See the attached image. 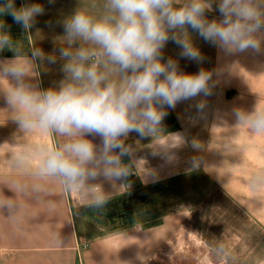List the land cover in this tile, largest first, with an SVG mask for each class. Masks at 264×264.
Returning a JSON list of instances; mask_svg holds the SVG:
<instances>
[{"label": "crops", "instance_id": "obj_1", "mask_svg": "<svg viewBox=\"0 0 264 264\" xmlns=\"http://www.w3.org/2000/svg\"><path fill=\"white\" fill-rule=\"evenodd\" d=\"M34 2L44 6L45 14L37 17L32 40L24 37L10 15L4 17L25 52L33 41L45 53L52 52L58 47L55 38L64 32L58 21L77 7L102 15L105 4V0H54L52 4L16 0V5ZM208 17L219 18V13L210 12ZM193 36L205 57L203 63L180 59V49L171 41L164 56L179 59L186 73L219 69L222 75L213 76L214 94L168 109L164 129L155 137L135 142L138 138L132 134L127 143L134 145L142 161L137 166L125 158L131 170L125 181L101 177L80 192H65L56 182L35 181L31 169L12 167L9 154L15 150L14 140L17 146L51 145L59 138L18 132L0 96V185L7 187L0 189V202L28 204L24 206L28 238L24 246L21 238L13 239L19 252L28 248V264H264V189L251 187L253 174L264 169V135L236 125L231 114L234 108L244 112L256 104L264 108V54L225 56ZM12 56L10 51L0 52V59ZM62 63L42 66L41 87L62 79ZM0 83L7 87V82ZM199 100L206 102L203 113L194 107ZM192 139L203 146L202 151L191 148ZM193 157L200 162L198 169L191 167ZM37 183L42 185L40 191L34 190ZM100 195L109 202L100 209L89 208ZM56 203H62L63 210ZM182 230L196 242H182ZM83 243L90 246L78 251ZM20 255L13 264H26Z\"/></svg>", "mask_w": 264, "mask_h": 264}, {"label": "clouds", "instance_id": "obj_2", "mask_svg": "<svg viewBox=\"0 0 264 264\" xmlns=\"http://www.w3.org/2000/svg\"><path fill=\"white\" fill-rule=\"evenodd\" d=\"M210 12L219 18L209 19ZM44 14L41 3L17 7L16 0L0 2V52L13 53L0 59V82H7L6 88L0 83V96L18 132L59 138L51 145L17 146L14 140L11 166L31 169L35 181L56 182L65 192H80L101 177L127 180L131 170L125 158L137 166L142 161L127 143L132 134L135 142L155 137L164 129L168 109L214 94L213 76L222 72H184L179 59L164 56L170 41L180 49V59L198 64L205 57L193 33L225 56L264 54V0H105L102 15L77 7L58 21L64 32L55 38L58 47L52 52L45 53L36 41L25 52L4 17L10 15L32 40L37 17ZM58 61L63 62L62 79L41 87L42 66ZM194 107L203 113L206 102ZM231 114L236 125L264 135V108L258 104L247 112L234 108ZM173 135L185 140L181 133ZM191 148L203 150L195 139ZM190 164L200 167L196 157ZM33 187L42 189L40 183ZM251 187L264 189V169L253 174ZM108 202L100 195L87 206L100 209Z\"/></svg>", "mask_w": 264, "mask_h": 264}, {"label": "rangeland", "instance_id": "obj_3", "mask_svg": "<svg viewBox=\"0 0 264 264\" xmlns=\"http://www.w3.org/2000/svg\"><path fill=\"white\" fill-rule=\"evenodd\" d=\"M0 189L6 191L7 187L3 188L2 185H0ZM58 194H60V191H58ZM3 196L5 198L7 193H4ZM9 205H12V207H9ZM20 205L21 207H18L17 203L14 205L11 202H0V264H13V261L19 257V254H21V259L26 260V264H28V248L21 247L19 252V248H17V246L14 247L13 244L14 238H21L22 246H24V240L28 238V211L25 210L24 207L28 204ZM55 206L57 209L63 210L62 203H56ZM181 241L185 243L196 242L194 238L183 230L181 233ZM37 253L43 254L39 249Z\"/></svg>", "mask_w": 264, "mask_h": 264}, {"label": "built area", "instance_id": "obj_4", "mask_svg": "<svg viewBox=\"0 0 264 264\" xmlns=\"http://www.w3.org/2000/svg\"><path fill=\"white\" fill-rule=\"evenodd\" d=\"M89 246H90V244H88V243H83L82 245H78V246H77V250L79 251L80 248H88Z\"/></svg>", "mask_w": 264, "mask_h": 264}]
</instances>
